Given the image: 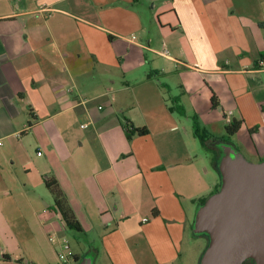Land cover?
<instances>
[{
  "label": "crops",
  "instance_id": "1",
  "mask_svg": "<svg viewBox=\"0 0 264 264\" xmlns=\"http://www.w3.org/2000/svg\"><path fill=\"white\" fill-rule=\"evenodd\" d=\"M221 141L264 160V0H0V264H57L48 181L100 239L69 262L200 264Z\"/></svg>",
  "mask_w": 264,
  "mask_h": 264
},
{
  "label": "water",
  "instance_id": "2",
  "mask_svg": "<svg viewBox=\"0 0 264 264\" xmlns=\"http://www.w3.org/2000/svg\"><path fill=\"white\" fill-rule=\"evenodd\" d=\"M216 146L221 184L199 207L193 226L208 239L200 264H264V160L251 162L226 141ZM77 264H93V258Z\"/></svg>",
  "mask_w": 264,
  "mask_h": 264
},
{
  "label": "trees",
  "instance_id": "3",
  "mask_svg": "<svg viewBox=\"0 0 264 264\" xmlns=\"http://www.w3.org/2000/svg\"><path fill=\"white\" fill-rule=\"evenodd\" d=\"M163 87H165V86H163ZM171 101H172V105L169 108L170 111L177 112L179 115L185 116L186 110L182 106V104L180 103L179 97H172ZM214 105H215V103H214ZM192 121H193V130H194L195 137H197L201 140L203 146H207V141L210 138H213L214 136L211 133L206 132L203 128H201L198 117L196 115H194L192 117ZM240 127H241V122L236 121V120L232 121L231 124H229L226 127V134H227L226 138L230 139V137H232L233 135H235L237 133V131L240 129ZM125 129H126V135L129 139L135 134L146 135L148 133V131L146 129H144V128H142V129L133 128V126H131V124L126 125ZM218 161H219V155L215 159L214 166ZM216 169L218 170V168H216ZM47 186L51 190V192L54 196L55 209L60 213V215H61L63 221L65 222V224L67 225V227L70 229L76 230L78 232H82L83 230H82L81 224L76 219L73 211L71 210V208L68 204L67 198H66L65 194L63 193V191L61 190V188L59 187L57 181H48ZM205 201H206V199L202 201V204H204ZM82 259L78 260L77 263H79ZM247 262H251V264H252V261H247Z\"/></svg>",
  "mask_w": 264,
  "mask_h": 264
},
{
  "label": "rangeland",
  "instance_id": "4",
  "mask_svg": "<svg viewBox=\"0 0 264 264\" xmlns=\"http://www.w3.org/2000/svg\"><path fill=\"white\" fill-rule=\"evenodd\" d=\"M206 151V150H205ZM211 156H213V154H210ZM219 155V152L217 153V157ZM197 236V235H196ZM95 239L96 242L98 243H93V245H100L99 241V237L95 238L93 235L89 234H83L82 232H78L76 230L70 229L66 231V237L65 240L71 245V247L73 249H75V251H77L78 253H84L85 251H87V245H88V241L89 240H93ZM64 239L61 240V244H59L58 250L61 251L63 250V242ZM207 241L208 239L206 237H200L197 239V243H194L193 240H188L185 242V249L187 250L188 253H191L192 256L195 258L197 253H199L203 248L207 247ZM191 246V247H190ZM92 256L93 260L95 258V255L92 253H86ZM66 261L63 259H60L59 255H58V260H57V264H76L73 263V261ZM196 262H194L193 264H195ZM246 264H251V262H247Z\"/></svg>",
  "mask_w": 264,
  "mask_h": 264
},
{
  "label": "built area",
  "instance_id": "5",
  "mask_svg": "<svg viewBox=\"0 0 264 264\" xmlns=\"http://www.w3.org/2000/svg\"><path fill=\"white\" fill-rule=\"evenodd\" d=\"M228 122H230V120H228ZM50 240H53V238H50ZM63 242H64L63 250L59 254V257L60 259L69 261L72 257L71 247H70V244L66 240H64Z\"/></svg>",
  "mask_w": 264,
  "mask_h": 264
}]
</instances>
